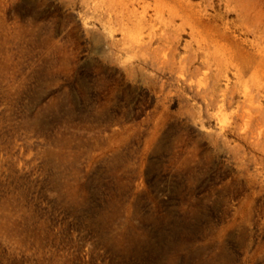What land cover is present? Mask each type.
Listing matches in <instances>:
<instances>
[{
  "label": "rangeland",
  "instance_id": "obj_1",
  "mask_svg": "<svg viewBox=\"0 0 264 264\" xmlns=\"http://www.w3.org/2000/svg\"><path fill=\"white\" fill-rule=\"evenodd\" d=\"M0 264H264V0H0Z\"/></svg>",
  "mask_w": 264,
  "mask_h": 264
}]
</instances>
